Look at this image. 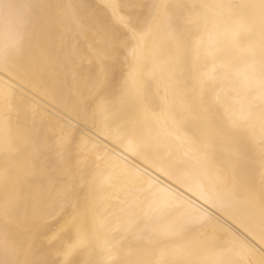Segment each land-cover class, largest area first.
<instances>
[{"label": "snow or ice", "instance_id": "1", "mask_svg": "<svg viewBox=\"0 0 264 264\" xmlns=\"http://www.w3.org/2000/svg\"><path fill=\"white\" fill-rule=\"evenodd\" d=\"M0 264H264V0H0Z\"/></svg>", "mask_w": 264, "mask_h": 264}]
</instances>
